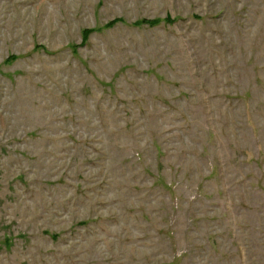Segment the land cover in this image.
Instances as JSON below:
<instances>
[{"label":"rangeland","instance_id":"obj_1","mask_svg":"<svg viewBox=\"0 0 264 264\" xmlns=\"http://www.w3.org/2000/svg\"><path fill=\"white\" fill-rule=\"evenodd\" d=\"M0 264H264V0H0Z\"/></svg>","mask_w":264,"mask_h":264},{"label":"trees","instance_id":"obj_2","mask_svg":"<svg viewBox=\"0 0 264 264\" xmlns=\"http://www.w3.org/2000/svg\"><path fill=\"white\" fill-rule=\"evenodd\" d=\"M192 18L195 20H201L200 17L195 16V15H193ZM175 21L176 20H172L169 17L167 19L138 20L135 23H132L131 26L136 27V28L143 27V26L153 28V27L159 26L161 23H164L163 25H172V24H174ZM124 23L125 22L122 21L121 19H115L114 21L106 24L103 29L92 28V29L83 30L82 31V43H81V45H84L87 42L89 36H91L92 34L101 33L104 30H110V29L114 28L115 26H117L118 24H124ZM78 48H79V46H77L75 44H73V45L70 44L68 46V49H70V51L72 52L73 55H77V53H78L77 49ZM40 50L46 54L52 55V53L50 51H47L44 46H35V49L33 50V52H37ZM17 58H18L17 56L10 55L6 59V63H13L14 61L18 60ZM51 237L54 239V238H56V235H52Z\"/></svg>","mask_w":264,"mask_h":264}]
</instances>
